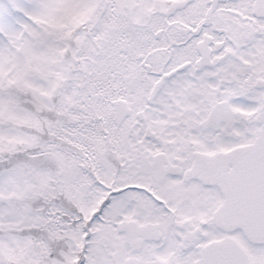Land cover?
Segmentation results:
<instances>
[{"label":"flooded vegetation","instance_id":"obj_1","mask_svg":"<svg viewBox=\"0 0 264 264\" xmlns=\"http://www.w3.org/2000/svg\"><path fill=\"white\" fill-rule=\"evenodd\" d=\"M165 1L134 4L127 54L105 65L115 79L106 90L126 96L130 116L116 124L113 100L112 112L83 121L95 152L87 144L75 152L90 175L112 176L78 185L101 190L83 231L95 220L111 224L115 264H199L206 245L227 237L261 264L262 246L223 228L230 213H221L226 195L214 181L247 167V147L264 128V0H188L170 14L180 0ZM196 158L212 183L188 174Z\"/></svg>","mask_w":264,"mask_h":264},{"label":"rangeland","instance_id":"obj_2","mask_svg":"<svg viewBox=\"0 0 264 264\" xmlns=\"http://www.w3.org/2000/svg\"><path fill=\"white\" fill-rule=\"evenodd\" d=\"M95 1L100 4V18L92 20L86 31L79 29L85 37L94 35V60L86 52L89 43L78 54V46L70 40L69 17L83 22L74 7L81 0H0V264H38L40 259L42 264H115L111 224L95 220L92 230L84 235L82 231L85 222L90 226L101 190L80 189L74 196L64 191L65 186L58 187L59 197L65 194L70 204L64 205L53 203L57 194L47 186L49 181L76 185L83 180L81 163L86 158L75 151H87V144L95 152L96 144L90 122L83 121L103 117L112 112L113 100L126 98L106 90L107 82L115 79L105 65L116 54H127L129 25L136 13L130 14L138 0ZM188 12L183 11L184 16ZM101 23L108 26L100 28ZM79 30L71 35L78 43ZM16 96H21L18 102ZM32 113L47 117L42 122L48 128L44 123L39 126ZM98 177L105 184L112 180L107 172ZM115 180L121 185L124 176ZM44 201H49L47 208ZM66 208L76 212L70 214L76 216L75 225L68 226Z\"/></svg>","mask_w":264,"mask_h":264},{"label":"water","instance_id":"obj_3","mask_svg":"<svg viewBox=\"0 0 264 264\" xmlns=\"http://www.w3.org/2000/svg\"><path fill=\"white\" fill-rule=\"evenodd\" d=\"M185 3L186 1L174 2L170 4L167 12L170 14ZM129 113L126 102L118 100L115 105V121L120 123ZM246 152L248 160L252 162L254 160L255 164L248 163L244 170H238L237 173L232 174L231 178L219 180L220 182L217 181V183L222 186L221 189L225 190L227 197L230 194L234 197L233 203L227 204V211L230 213L227 228H240L249 241L264 244V128L255 143L247 147ZM200 160L205 159L200 158ZM240 172L245 173L241 175ZM208 173L207 169V178L210 177ZM242 184H246L247 187H242ZM214 248L215 252L212 250ZM203 263L250 264V260L235 240L226 238L206 248L204 261L201 264Z\"/></svg>","mask_w":264,"mask_h":264},{"label":"trees","instance_id":"obj_4","mask_svg":"<svg viewBox=\"0 0 264 264\" xmlns=\"http://www.w3.org/2000/svg\"><path fill=\"white\" fill-rule=\"evenodd\" d=\"M99 1H101V0H99ZM89 6H92V8H91V10H90V12H89V14H86V13H84V10L85 9H88L89 8ZM75 8L77 9V11L79 12H81V16H82V21L83 22H81V23H75V22H73L72 21V23L73 24H71L73 27H72V30H73V32H75L76 30L78 31L79 29H82V28H88L87 27V25L88 24H90V23H92V20H94L95 18L97 19V18H100V15H98V13H99V9H100V4H99V2H97V1H95V0H81V2H80V4L77 6V5H75ZM69 21V20H68ZM80 31V30H79ZM79 33V32H78ZM84 33V32H83ZM81 40H82V42H80L79 44H76L73 40V44L74 45H76V46H78V48H82L81 46H85V44L86 43H89V46L88 47H86L87 48V50L86 51H89L90 53H92L93 55V58L95 57V53H93V51H92V43L91 42H94V35H92V34H90L88 37H84L83 35H82V38H81ZM80 40V41H81ZM83 53V52H82ZM47 118V117H46ZM48 119V118H47ZM34 120L36 121V123L40 126V123H44V122H42V120H41V118H34ZM44 126H46L47 127V124L46 123H44ZM48 128V127H47ZM36 132H38L37 130H35ZM46 130L44 129V134L46 135V134H48V131L46 132ZM39 134V133H38ZM37 134V135H38ZM40 136V135H39ZM37 138V137H36ZM40 138H41V140L42 139H44L43 137H41L40 136ZM31 149V148H30ZM0 172H2L1 170H0ZM58 188V187H57ZM57 188H56V190H57ZM58 200L61 202V203H63V202H65V197H63V198H61V196L60 197H58ZM64 204V203H63Z\"/></svg>","mask_w":264,"mask_h":264},{"label":"bare ground","instance_id":"obj_5","mask_svg":"<svg viewBox=\"0 0 264 264\" xmlns=\"http://www.w3.org/2000/svg\"><path fill=\"white\" fill-rule=\"evenodd\" d=\"M47 119V118H46Z\"/></svg>","mask_w":264,"mask_h":264}]
</instances>
